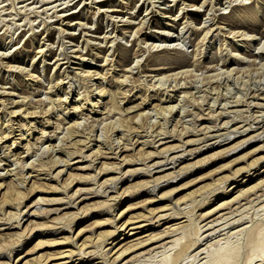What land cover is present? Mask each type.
Here are the masks:
<instances>
[{"label":"rangeland","instance_id":"rangeland-1","mask_svg":"<svg viewBox=\"0 0 264 264\" xmlns=\"http://www.w3.org/2000/svg\"><path fill=\"white\" fill-rule=\"evenodd\" d=\"M0 93V264H264V0H0Z\"/></svg>","mask_w":264,"mask_h":264},{"label":"bare ground","instance_id":"bare-ground-1","mask_svg":"<svg viewBox=\"0 0 264 264\" xmlns=\"http://www.w3.org/2000/svg\"><path fill=\"white\" fill-rule=\"evenodd\" d=\"M34 1V0H33ZM173 1V0H172ZM29 5V4H28ZM39 9V8H38ZM18 10V9H17ZM33 10V9H32ZM112 10V9H111ZM116 10V9H115ZM114 11V10H113ZM30 12V11H29ZM37 12V11H36ZM34 13V12H33ZM36 14V13H35ZM48 14V13H47ZM148 14V13H147ZM166 17H168V16H166ZM145 19V18H144ZM209 19V18H208ZM250 20V19H249ZM129 22V21H128ZM128 22H127V24H128ZM238 23V22H237ZM249 23V24H248ZM126 24V25H127ZM139 25H141V24H139ZM246 25H248L250 28H255V26H256V21H254L253 19H252V21H249V22H247L246 23ZM82 26V25H81ZM247 26V27H248ZM209 30V29H208ZM233 33V32H232ZM243 33V32H242ZM244 35V34H243ZM108 36V35H107ZM105 37V36H104ZM64 43V42H63ZM8 44V43H7ZM43 48V47H42ZM41 51H42V49H40ZM74 50V49H73ZM62 51V50H61ZM63 52V51H62ZM65 52V51H64ZM238 54V53H237ZM76 56V55H75ZM68 57V56H67ZM66 58V57H65ZM236 58V57H235ZM80 60H84V57H82V58H80ZM150 60H152V61H157V58H151ZM164 60V59H163ZM241 61V60H240ZM183 59L182 58H177V59H175V60H169V61H166V63H171L168 67H171V66H173L172 64H176V65H178V64H180L181 65V63L183 64ZM164 63V62H163ZM259 63V62H258ZM232 68V67H231ZM128 69V68H127ZM23 70V69H22ZM178 72V71H177ZM174 73V72H173ZM228 73V72H227ZM176 74V73H175ZM30 75V74H29ZM86 75V74H85ZM88 75H90L91 76V74L89 73ZM177 75V74H176ZM52 86V85H51ZM101 90L102 89H100L99 90V94H98V96L99 95H101V94H103V91L101 92ZM2 92V91H1ZM3 93V92H2ZM1 94V93H0ZM12 94H14V93H12ZM65 94V93H64ZM19 96H21V95H19ZM24 100V99H23ZM95 100V99H94ZM171 100V99H170ZM37 102V101H36ZM13 103V102H12ZM97 103V101L96 102H94V103H92V106H95V104ZM80 104V103H79ZM90 104V103H89ZM225 107V106H224ZM78 107H72V109L73 110H78L77 109ZM168 112V111H167ZM141 114V113H140ZM101 119V118H100ZM245 120V119H244ZM79 122V121H78ZM225 122V121H224ZM76 123V122H75ZM74 125V124H73ZM77 125V124H76ZM80 125V124H79ZM24 126V125H23ZM185 126V125H184ZM249 126H251V125H249ZM117 128V127H116ZM9 129V128H8ZM213 129V128H212ZM242 129H243V127H242ZM161 130V129H160ZM205 130V129H204ZM240 130V129H239ZM245 129H243L242 131H244ZM43 132V131H42ZM180 133V132H179ZM228 134V133H227ZM170 135V134H169ZM206 135V134H205ZM21 136V135H20ZM211 136V135H210ZM6 137V136H5ZM99 139V138H98ZM233 140V139H232ZM219 143H221V142H219ZM145 144V143H144ZM214 144V143H213ZM107 146V145H106ZM171 146V145H170ZM167 147V146H166ZM166 147H164L165 149H166ZM227 147V146H226ZM40 148V147H39ZM116 148V147H115ZM168 148H171V147H169L168 146ZM161 149H163V148H161ZM160 149V150H161ZM164 149V150H165ZM82 150V149H81ZM94 150V149H93ZM158 150V149H157ZM164 152V151H163ZM94 153V152H93ZM174 156V155H173ZM55 157V156H54ZM172 158H174V157H172ZM260 159V158H259ZM261 160V159H260ZM166 161V160H165ZM55 161H53V163H54ZM57 162V161H56ZM55 162V163H56ZM14 163V162H13ZM156 163V162H155ZM104 164V163H103ZM113 164V163H112ZM158 164V163H157ZM254 164V163H253ZM106 166V165H105ZM151 166V165H150ZM107 167V166H106ZM105 167V168H106ZM251 167V166H250ZM104 168V169H105ZM110 170V169H109ZM238 171V170H237ZM168 174H169V172H167ZM166 173V174H167ZM173 173V172H172ZM171 173V174H172ZM238 173V172H237ZM146 174V173H145ZM164 174V173H163ZM160 175V174H159ZM161 176V175H160ZM263 176V175H262ZM159 177V176H158ZM163 177H165V176H163L162 175V177H160L159 179H161V178H163ZM157 178V177H156ZM250 178H252V173L249 175V177L247 178V179H245V180H250ZM158 179V178H157ZM156 179V180H157ZM236 179V178H235ZM155 180V179H154ZM242 179H240V181H241ZM252 180V179H251ZM262 180V179H261ZM260 179H259V181L258 182H260V183H262V182H264V181H261ZM155 182V181H154ZM226 182V181H225ZM114 184V183H113ZM220 184V183H219ZM258 185H259V183H257ZM255 185L254 184V187L255 186H258V185ZM260 186V185H259ZM247 187V186H246ZM251 188L253 189V187L252 186H250V187H247V188H245V189H242V188H240L239 189V191H238V193L236 194V196H234L231 200H236L237 199V197L239 196V195H241V194H243V193H245V192H247V191H251ZM256 188V187H255ZM254 190V189H253ZM98 191V190H97ZM96 192V191H95ZM104 193V192H103ZM102 193V194H103ZM252 193V192H251ZM247 194V193H246ZM99 195V194H98ZM244 195V194H243ZM72 196V195H71ZM242 196V195H241ZM115 197V196H114ZM112 198H113V196H112ZM116 198V197H115ZM239 198V197H238ZM206 199V198H205ZM106 201V200H105ZM109 202V201H108ZM199 202V201H198ZM106 203V202H105ZM195 203V202H194ZM196 204V203H195ZM112 207V206H111ZM77 211V210H76ZM35 212V211H34ZM172 212V211H171ZM207 212V211H206ZM64 214V213H63ZM189 214V213H188ZM36 215V214H35ZM64 215H66V214H64ZM71 215V214H70ZM165 215V214H164ZM205 215V214H204ZM61 216V215H60ZM118 216H119V214H118ZM163 216V215H162ZM161 215L159 216L160 218H163ZM75 217V216H74ZM176 218H178V217H176ZM189 218V217H188ZM54 219V218H53ZM56 219V218H55ZM63 219V218H62ZM181 220V219H180ZM189 220H190V218H189ZM221 220V219H220ZM136 220H133V219H128V220H126L121 226H118V227H114V229L112 230V231H109L110 232V235L111 236H113V234L115 233V230H117V231H119V232H125L126 231V229L128 228V226H129V224H132L133 222H135ZM19 222V221H18ZM17 222V223H18ZM67 224V223H66ZM69 224V223H68ZM135 224V223H134ZM46 226V225H45ZM125 226V227H124ZM143 226H146V224H138V225H132V226H130L129 228H128V230L125 232L126 234H128L129 233V236H131V234H132V232H130V231H132V230H135L134 228H142ZM176 226V225H175ZM18 227V226H17ZM178 227V226H177ZM33 228V227H32ZM220 228V227H219ZM52 229V228H51ZM172 229H175V227L174 228H172ZM195 229V228H194ZM217 229V228H216ZM173 231V230H172ZM175 231V230H174ZM136 233V232H135ZM166 233V232H165ZM258 233V232H257ZM261 233V232H260ZM5 234V233H4ZM20 234V233H19ZM151 234V233H150ZM158 234V233H157ZM163 235H165V234H163ZM167 235V234H166ZM15 236V235H14ZM162 236V234L160 235V233H159V235H157L156 236V234L154 235V237H153V234L152 235H150V236H148L147 235V237H145V238H141V239H139V240H137L136 239V241H133L132 243H130L129 241H126V242H124V243H122L120 246H118L117 248H116V250L114 251V253H117V254H115V256L113 257V259L115 260H117V258H120L123 254H126V252H128V250H130V248H138V247H140V246H143V245H145V244H148V242H150V241H152V240H157L158 238H160ZM195 236H197V235H195ZM258 238H259V236H257ZM260 237H263L262 236V234H260ZM122 238H124V237H122ZM162 238V237H161ZM255 238H256V236H255ZM260 239V238H259ZM13 240V239H12ZM197 240V239H196ZM196 240L195 241H191V242H189L188 244L186 243V245L184 246L183 245V251L184 250H186V249H189L193 244H195L196 243ZM253 240V239H252ZM259 241V240H258ZM18 242H19V240H18ZM25 242V241H24ZM174 242V241H173ZM110 244L112 243V241H110L109 242ZM116 243H120L119 241L118 242H116ZM95 244V243H94ZM174 245V244H173ZM80 248V247H79ZM67 250V249H66ZM112 250V249H111ZM132 250V249H131ZM130 250V251H131ZM181 250V251H182ZM99 251V250H98ZM102 251V250H101ZM69 252V251H68ZM204 252V251H203ZM70 253V252H69ZM69 253L67 254V253H63V252H61L60 254L61 255H56V257L54 256L53 257V255H52V257H49L48 256V258H50V260H52V259H56V258H62V257H65L66 255H68L67 257H69L70 255H69ZM146 253V252H145ZM152 253V252H151ZM263 253H264V250H263ZM231 253H229V255H227L228 257H230L231 255H230ZM84 255V254H83ZM220 253L217 255V256H215L214 257V259L215 260H213V263L214 264H219L221 261H220ZM222 255V254H221ZM99 256V255H98ZM21 256H19V257H17V259L16 260H18L19 258H20ZM10 258V257H9ZM93 259V258H92ZM47 260V259H46ZM264 260V256H262L261 257V260L259 261V262H262ZM80 261L81 262H83V258H81L80 259ZM68 262V261H67ZM223 262V261H222ZM222 262H221V264H222ZM41 263V262H40ZM44 262H42V264H43ZM60 263H66V261H62V262H59V263H53V264H60ZM80 263V262H79ZM113 263V262H112ZM212 263V264H213ZM4 264V263H3ZM50 264V263H49ZM249 264V263H248Z\"/></svg>","mask_w":264,"mask_h":264}]
</instances>
